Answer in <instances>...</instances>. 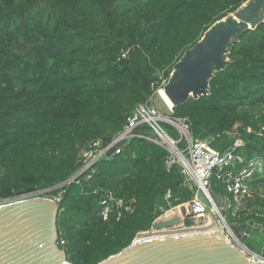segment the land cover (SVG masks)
Here are the masks:
<instances>
[{
	"label": "trees",
	"instance_id": "1",
	"mask_svg": "<svg viewBox=\"0 0 264 264\" xmlns=\"http://www.w3.org/2000/svg\"><path fill=\"white\" fill-rule=\"evenodd\" d=\"M245 1L0 0V201L62 191L55 225L71 264H98L150 229L161 210L188 203L194 189L178 165L167 168V152L146 140L133 138L81 172L82 155L107 146L152 95L157 73L168 78L184 52ZM229 61L210 80L209 95L189 98L172 117L186 118L191 136L221 154L242 141L234 151L240 162L227 170L255 163L252 197L232 218V197L215 178L210 188L231 201L232 222L264 224V138L257 135L264 23L242 35ZM108 192L128 210L104 220L100 202Z\"/></svg>",
	"mask_w": 264,
	"mask_h": 264
},
{
	"label": "water",
	"instance_id": "2",
	"mask_svg": "<svg viewBox=\"0 0 264 264\" xmlns=\"http://www.w3.org/2000/svg\"><path fill=\"white\" fill-rule=\"evenodd\" d=\"M233 15L214 22L172 67L163 92L173 108L209 95V82L229 65L234 44L264 23V0H247ZM209 194L218 208L230 204L221 193L210 189ZM196 196L210 206L202 190ZM180 209L179 215L156 220L129 246L98 264H254L224 239L210 214L187 225L185 209ZM57 212L58 204L44 197L1 203L0 264H71L56 244ZM233 229L245 242L251 232L263 233L264 224L247 220Z\"/></svg>",
	"mask_w": 264,
	"mask_h": 264
},
{
	"label": "built area",
	"instance_id": "3",
	"mask_svg": "<svg viewBox=\"0 0 264 264\" xmlns=\"http://www.w3.org/2000/svg\"><path fill=\"white\" fill-rule=\"evenodd\" d=\"M121 57H126V54L122 53ZM157 76L158 86L154 88L152 95L149 96L145 102L135 106L127 116L121 131L113 137L111 142L102 148H99L98 145L95 144V149L83 153L84 166L81 172L89 168L100 158H108L107 154L111 150H113L111 157L119 154L133 138H140L159 146L168 154L166 162L167 168H170L173 164L178 165L184 179V184L190 189H194V192L188 203L169 208L166 211L161 210L162 214L157 217L154 222L165 217L167 213L175 209L180 210L181 207L185 209V216H188L189 219L202 218L210 214L216 226L223 234L224 239L232 247L243 254L248 261L254 264H264V254H259L249 249L234 231L233 226L239 223L233 221L232 225L228 224L225 213L231 209V201L229 200L230 204L227 208H218L209 194V190L211 189L210 180L215 178V180L221 184L224 192L231 196L236 204L244 198H251L252 190L249 186V180L253 174L255 163L249 164L248 168L242 169L239 172L232 171L231 169L227 170V168L233 167L234 161L238 160L240 162V160L234 156L235 149L243 144L238 137L231 149L221 154L210 148L207 141L194 139L190 133V124L188 120L186 118L172 117L173 107L168 108V116L161 115L155 107L154 98L157 96L159 97L168 78L165 77L164 71L158 72ZM141 127H145V130H139ZM166 127L173 131L174 136L169 133ZM257 135L264 138V125L259 127ZM122 142L127 143L124 146L118 147V144ZM73 179L74 178H71L57 188H61ZM198 190L203 191L206 199L210 203L209 207H206L197 199L196 193ZM61 194L62 191H59L56 195L48 199L59 204ZM40 195V192L21 195L9 200H2L0 204L4 201L40 197ZM165 199H170L169 193L165 196ZM100 205L102 206L100 215L104 220L113 213L114 209L125 208L128 210V207H125V202L117 198L111 192L104 195ZM234 217L235 213L233 212L232 218ZM56 244L62 249L61 247L65 245V241L57 238Z\"/></svg>",
	"mask_w": 264,
	"mask_h": 264
},
{
	"label": "rangeland",
	"instance_id": "4",
	"mask_svg": "<svg viewBox=\"0 0 264 264\" xmlns=\"http://www.w3.org/2000/svg\"><path fill=\"white\" fill-rule=\"evenodd\" d=\"M233 14L234 13L229 14V15H233ZM163 99L168 104V102L166 101V99L164 97H163ZM154 104H155V107L157 108L158 112L161 115L168 116V113H169L168 110L169 109L167 108V106L164 105V103L161 101V99L158 96L154 98ZM47 193H50V194H47ZM40 194H41L40 197H46L47 199L50 198V197H52L53 195H55L52 190H47V192H46V190L40 191ZM244 204L245 203L243 201L238 202L236 204L237 206L233 209V212L235 213L239 209H241V207H244L245 206ZM225 216H226V220H227L228 224L229 225H232L233 224L232 223V220L230 219V216H229V214L227 212L225 213ZM183 218H185L184 221L185 220L187 221L189 219L188 216H183ZM197 219H199V218H197ZM197 219H189L188 221L197 220ZM244 243L252 251L261 254L262 253V250L264 248V236L259 231H253V232H251L248 235V237H247V239H246V241Z\"/></svg>",
	"mask_w": 264,
	"mask_h": 264
},
{
	"label": "bare ground",
	"instance_id": "5",
	"mask_svg": "<svg viewBox=\"0 0 264 264\" xmlns=\"http://www.w3.org/2000/svg\"><path fill=\"white\" fill-rule=\"evenodd\" d=\"M231 16H234V15H231ZM234 18H235V17H234ZM163 97L166 99V101L168 102L169 105L164 101ZM159 98H160L161 101L164 103V105L167 106V108H171V107H172V104H171L170 100L167 98V96L165 95V93H164L163 91L160 92V94H159ZM171 213H172V214H171ZM179 214H180L179 209H175V210H173V211L167 213V214L165 215V217H163V218H169L170 216H177V215H179Z\"/></svg>",
	"mask_w": 264,
	"mask_h": 264
},
{
	"label": "crops",
	"instance_id": "6",
	"mask_svg": "<svg viewBox=\"0 0 264 264\" xmlns=\"http://www.w3.org/2000/svg\"><path fill=\"white\" fill-rule=\"evenodd\" d=\"M226 199H227V197L226 196H224Z\"/></svg>",
	"mask_w": 264,
	"mask_h": 264
}]
</instances>
